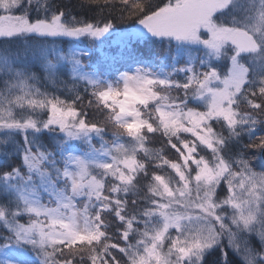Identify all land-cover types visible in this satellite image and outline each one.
I'll list each match as a JSON object with an SVG mask.
<instances>
[{"label": "snow or ice", "instance_id": "1", "mask_svg": "<svg viewBox=\"0 0 264 264\" xmlns=\"http://www.w3.org/2000/svg\"><path fill=\"white\" fill-rule=\"evenodd\" d=\"M0 264H264V0H0Z\"/></svg>", "mask_w": 264, "mask_h": 264}, {"label": "trees", "instance_id": "2", "mask_svg": "<svg viewBox=\"0 0 264 264\" xmlns=\"http://www.w3.org/2000/svg\"><path fill=\"white\" fill-rule=\"evenodd\" d=\"M63 3L65 4H68L69 6L71 5H74L77 3V0H63ZM74 14L76 15H80V11L79 9H75L74 10ZM93 13L91 12H86L84 13V16L86 17H90L92 16ZM132 22L131 21H118L117 22V28L120 29V30H123L124 28H127L129 24H131ZM115 36H111V37H108L106 39H103L101 41V43L95 45L94 43L88 41V40H81L78 44V47L79 48H83V49H87L91 52V63L95 64V63H101L103 64L101 60H99L101 58V55L102 52H105V54H103L104 56L107 54L106 52V42L108 44H110L111 48H115V49H120L119 45L115 43ZM113 41V42H112ZM116 44L117 47L113 46V44ZM98 46V47H97ZM119 66V65H117ZM86 111L89 112V118L90 119H94L98 122H102L104 120V115L100 112H98L96 109H85ZM106 139H112V128L111 126L109 125L108 126V132H107V135H106ZM158 139H152L150 140L148 146L152 149H159L161 148V144H159V142H157ZM245 142H247V137L244 138ZM259 171V169H257Z\"/></svg>", "mask_w": 264, "mask_h": 264}, {"label": "rangeland", "instance_id": "3", "mask_svg": "<svg viewBox=\"0 0 264 264\" xmlns=\"http://www.w3.org/2000/svg\"><path fill=\"white\" fill-rule=\"evenodd\" d=\"M84 40L86 41L87 39H84ZM99 43H101V41H97L94 44L97 45ZM113 46L117 47L116 44H113ZM106 52H107V54L105 56L103 55V54H105V52H102V54H100L101 58L99 60L103 61L102 62L103 64L112 63L113 62V58H116L117 60L119 59L118 53L120 52V49L111 48L110 44H108L107 42H106ZM157 142H159V144H161V141L159 139L157 140ZM161 146H162V144H161ZM111 230L114 231V229H111Z\"/></svg>", "mask_w": 264, "mask_h": 264}]
</instances>
